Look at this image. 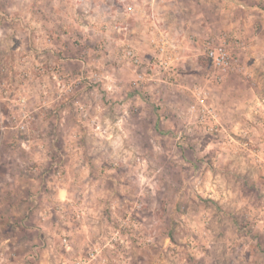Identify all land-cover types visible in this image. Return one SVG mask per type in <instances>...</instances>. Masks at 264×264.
I'll return each mask as SVG.
<instances>
[{
  "label": "rangeland",
  "instance_id": "rangeland-1",
  "mask_svg": "<svg viewBox=\"0 0 264 264\" xmlns=\"http://www.w3.org/2000/svg\"><path fill=\"white\" fill-rule=\"evenodd\" d=\"M144 1L0 0V264H73L94 248L90 264H264V53L261 81H219L202 44L225 38L249 70L247 39L218 22L244 9L214 0L202 18L199 2ZM237 1L260 30L264 0ZM127 5L161 25L179 10L175 84L134 85L122 48L149 63L152 20L116 33ZM197 96L225 134L199 125Z\"/></svg>",
  "mask_w": 264,
  "mask_h": 264
},
{
  "label": "built area",
  "instance_id": "built-area-1",
  "mask_svg": "<svg viewBox=\"0 0 264 264\" xmlns=\"http://www.w3.org/2000/svg\"><path fill=\"white\" fill-rule=\"evenodd\" d=\"M138 10L142 9L133 8L132 6L127 5L126 9H124L121 14L115 16V18L118 20L113 22V30H115L118 34L128 33L129 27L128 24L124 22V19L136 15L137 12H139ZM144 17L152 20V37L150 44L153 49V57L151 61L147 64H144L141 61L137 51L133 47L123 45L122 48V57L136 68V75L133 83L134 85H137V83H142L145 78H147L146 80L165 82L169 83V85H173L176 83L177 71L172 68V63L174 61L173 58H175V55H177L180 51V44L175 40L174 36H172V33L167 28H164L158 23L159 21L157 20V17L154 13H145ZM202 44L204 56L214 71V80L218 79L221 81L230 73H239L245 77V79L251 78V73L249 74V71L245 69L238 55L234 54L229 48V43L225 38H207ZM235 47L236 50H241L243 49L244 45L243 43L235 42ZM157 70H161L163 73L165 72L163 78H156L157 74L155 72ZM147 71H149L150 74L147 75ZM196 100L198 104L196 111V114H198L196 116V120L199 125H201L205 132L209 135H219L222 133L225 134V127L222 125L216 110L207 105L204 97L197 96ZM261 102L264 103V99H262ZM62 243L65 247H68L67 239L64 238ZM100 252V248H94V250L89 253L86 259H77L73 264H90L93 261L101 258ZM104 263H106L105 258L101 260V264ZM60 264L67 263L61 262Z\"/></svg>",
  "mask_w": 264,
  "mask_h": 264
},
{
  "label": "crops",
  "instance_id": "crops-1",
  "mask_svg": "<svg viewBox=\"0 0 264 264\" xmlns=\"http://www.w3.org/2000/svg\"><path fill=\"white\" fill-rule=\"evenodd\" d=\"M83 1V0H80V2ZM145 1H148V0H145ZM144 1V2H145ZM175 1L177 0H171L170 2V5H173L175 4ZM192 2H199L200 5H201V8H204L206 9L205 11V14H201L202 15V18H205L206 14L208 13V11L210 12V14H214V8L213 7H216L215 5H213L214 3V0H191ZM233 4H236L237 7L239 8H242L244 9V11L241 13V14H238V15H235V16H229L227 12H225L226 10H220V21H218L219 23H226L228 22V24L226 25L227 27H230L229 29L230 30H234V34L238 37H243L244 39L246 38L247 39V44H248V47H247V50H246V53L248 54L247 56H249V59L247 61V63H249L250 65L248 67V71H249V74L251 75V78L248 79L252 82H256V81H261L260 79L257 80V77H256V73H255V70L257 69V65H258V68H259V59L257 58L258 55L261 56V54L264 53V26L257 31L256 27L254 26L255 25V21L257 20V13H255V11H253L252 9H250L248 6H244L245 4H242L240 3L239 1L237 0H232ZM170 5L167 6L168 8L166 9V13H162L159 11H154L153 9V12H157L159 13L158 14V17H160L162 20H163V26H166L168 30H170L173 34H175V26L178 25V23H176V17L179 15V10L174 8H170ZM199 6V5H197ZM211 10H208L207 8L211 7ZM222 7V6H220ZM143 10V9H142ZM138 10L139 12H137L136 14V17H138L139 19L140 16H144L145 13L144 10ZM148 11V10H147ZM146 11V12H147ZM216 11V10H215ZM199 11H196V14L198 13ZM207 12V13H206ZM217 12V11H216ZM209 14V13H208ZM209 14V15H210ZM88 17V20H90V16H87ZM256 17V19H255ZM262 18V22H263V18L264 16L261 15L260 16ZM230 18V20H228ZM80 19H82V16H80ZM135 25L137 28H135ZM204 25V24H203ZM142 26H144V24L140 21H136L134 23V30L133 32L138 34L139 32V29L142 28ZM223 26V24H222ZM30 30H33L32 27H30ZM37 30H39L37 28ZM41 32V31H40ZM141 32V31H140ZM141 34V33H139ZM262 34V35H261ZM42 35V34H40ZM258 38L257 42L256 41V38ZM259 37H261L262 39V42H260L259 40ZM135 39H140L139 37H135L133 38L132 40H135ZM242 39V38H241ZM243 39V40H244ZM43 41V42H42ZM39 42H41L39 45H37L36 47L39 48L38 50H43L45 48H48L46 47L45 45V37L44 38H41L39 39ZM31 48V47H30ZM259 51V52H257ZM42 54V53H41ZM245 55V53H244ZM256 64V65H255ZM254 68V69H253ZM263 69V68H262ZM247 70V69H246ZM259 70H261V68H259ZM239 74V73H238ZM237 74V75H238Z\"/></svg>",
  "mask_w": 264,
  "mask_h": 264
}]
</instances>
